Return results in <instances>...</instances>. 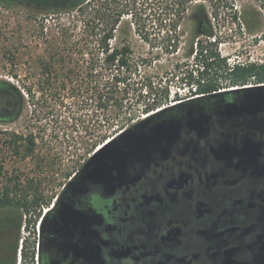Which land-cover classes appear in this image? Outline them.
I'll use <instances>...</instances> for the list:
<instances>
[{"label": "flooded vegetation", "instance_id": "af4514ba", "mask_svg": "<svg viewBox=\"0 0 264 264\" xmlns=\"http://www.w3.org/2000/svg\"><path fill=\"white\" fill-rule=\"evenodd\" d=\"M205 53L220 60L202 74L215 90L121 129L109 140H131L107 156L91 145L60 165L20 220L0 211V264H264V63ZM240 68L252 71L233 83Z\"/></svg>", "mask_w": 264, "mask_h": 264}, {"label": "rangeland", "instance_id": "374dc122", "mask_svg": "<svg viewBox=\"0 0 264 264\" xmlns=\"http://www.w3.org/2000/svg\"><path fill=\"white\" fill-rule=\"evenodd\" d=\"M18 1L0 0V78L11 80L20 88L25 83L34 84V96L23 91L25 101L19 116L0 121V161L5 174L19 176L23 187L33 178L40 191L47 195L64 173L56 168L64 163L63 168L69 166L73 158L91 149L92 133L107 132L109 111L98 108L95 83L88 75L91 72L87 71L88 63L82 59L79 62L82 68L76 67L80 75L73 77L72 82L67 81L77 88L73 96L63 99L64 93L58 94L53 88L48 89L44 99L40 97L38 84L47 78L38 74L39 57L45 54L47 45L45 40L51 34L60 36L65 25L73 28L76 25V32H80L83 24L76 13L70 15L62 10L52 11L46 4L39 6ZM200 2H204L209 11L214 29L211 37L202 33L196 21V4ZM172 4L171 0H110L113 14L125 11L112 43L126 41L133 48L134 70L125 82L118 84L120 89L127 91L124 96L126 114L132 116L116 130H109L106 140L94 147H101L121 129L158 111L146 114L141 109L150 90L159 96L168 89L169 101L165 106H170L178 103L177 98L200 91L199 81L214 80L212 75L202 76L206 53H196L200 49L196 45L199 39L221 58L225 57V63H230L231 67L238 60V64L245 66L250 61L264 63V0H193L177 28L178 16ZM172 42L177 43L176 48L170 45ZM94 48V43L90 44L84 57L89 59V52ZM240 50L249 54L237 56ZM12 72L18 77L11 76ZM63 79V76L52 77L58 87ZM14 132L36 137L31 155L17 154L5 143L8 133ZM56 172L60 175L50 177ZM3 182L1 178L0 189Z\"/></svg>", "mask_w": 264, "mask_h": 264}, {"label": "trees", "instance_id": "16d2710c", "mask_svg": "<svg viewBox=\"0 0 264 264\" xmlns=\"http://www.w3.org/2000/svg\"><path fill=\"white\" fill-rule=\"evenodd\" d=\"M7 1V0H3ZM18 2L35 4V5H48L49 8L54 11L62 10L66 13L75 14L78 20L83 24L80 32H76L75 27L63 26V29L59 35L51 34L50 38H47L45 54L39 57V73L40 76L47 77L38 84V91L41 92V98L44 99L47 96L48 89L55 88L58 94H63V99L68 96H73L76 92V87L69 85L68 82L74 80L73 77H78L81 71L76 69L79 66L80 59L83 62H87L89 67L87 68L88 75L92 77V81L95 83L94 93L98 101V108L108 110V130L106 133L99 132L95 135L92 133V143L96 144L103 142L107 138L109 130H116V127L124 125L131 119V113L126 114L125 108V95L127 91L120 89L118 84L125 82L129 75L134 70L133 61V48L130 43L126 41H119L117 44H113L112 40L115 37V30L121 21L122 15L125 13L121 10L119 14L115 15L110 9V0H20ZM190 2L193 0H171L173 8L175 7L176 14L179 21L185 18L190 6ZM197 5L198 13L196 15V21L202 29L203 24L206 21L209 22V11L207 5L204 2H200ZM129 10V9H128ZM123 13V14H122ZM129 13V12H128ZM49 15V14H48ZM213 35V32L211 33ZM203 42V41H202ZM197 40V47H200L196 53L204 54L207 49L206 45ZM94 43V49L89 53L90 58L85 56L90 44ZM173 48L177 47L176 42L170 44ZM212 53L213 51L210 50ZM80 55V56H77ZM82 57V58H80ZM210 57L203 58L206 65H212V63L220 60L208 61ZM82 68V66H79ZM252 71L251 68L236 69L233 73V83L236 79L244 77V75ZM11 76L18 77V74L12 72ZM63 76L61 85L58 87L55 85L52 77ZM68 81V82H67ZM23 88V90L21 89ZM21 88L13 81L0 78V111L4 109L15 110L14 117L19 114L22 105L25 101V94L34 96L33 88L34 84H23ZM217 88V84L213 79H209L205 83L199 81L200 91H212ZM68 89V90H67ZM22 90V91H21ZM64 90V92H63ZM52 91V90H51ZM148 99L143 101L141 109L144 113L150 114L155 110H162L167 108L165 102L169 101L168 89L162 95H159L150 90L148 92ZM182 100L177 98L176 101ZM164 106V107H163ZM157 111V112H158ZM125 113V114H123ZM102 125L100 126V129ZM6 144L17 154H22L27 157L31 155L35 149L36 140L32 134H19L8 133ZM108 142V141H107ZM3 178L4 182L0 189V208L2 211L10 210L9 212H3V221H16L22 217V210H29L31 207L38 205L43 199V193L40 191L38 182L35 179H29L28 184L24 188L20 182V178L17 175H9L4 172V165L0 161V179ZM33 191V194L29 192ZM9 216V217H8ZM15 216V218H12Z\"/></svg>", "mask_w": 264, "mask_h": 264}, {"label": "water", "instance_id": "95a60500", "mask_svg": "<svg viewBox=\"0 0 264 264\" xmlns=\"http://www.w3.org/2000/svg\"><path fill=\"white\" fill-rule=\"evenodd\" d=\"M177 104V103H176ZM172 106H174V105H170V106H168L167 108H169V107H172ZM167 108H165V109H167ZM165 109H162V110H160V111H158V113L159 112H162L163 110H165ZM20 113H21V110H20ZM19 113V114H20ZM167 126V123L166 122H163V123H159V124H157L155 127H154V129H155V132L156 131H158V127L159 128H161V127H166ZM126 134H129L128 136H127V138L125 137V135ZM132 135V133L129 131L128 133H123V134H121L120 136H118V137H115L114 139H111V140H107L104 144H102V146H101V148L99 149V151H98V153H97V157H104V156H107L108 155V151L110 150V148H112V147H114L115 145L117 146L119 143H120V139L122 140V141H130L131 140V136Z\"/></svg>", "mask_w": 264, "mask_h": 264}]
</instances>
